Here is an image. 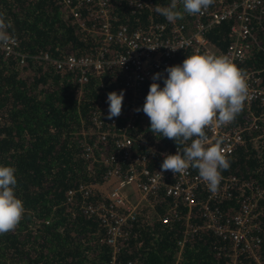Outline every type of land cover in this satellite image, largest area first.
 <instances>
[{"label": "trees", "instance_id": "16d2710c", "mask_svg": "<svg viewBox=\"0 0 264 264\" xmlns=\"http://www.w3.org/2000/svg\"><path fill=\"white\" fill-rule=\"evenodd\" d=\"M170 2L152 0L150 8L133 15L128 13L124 0H116L114 11L128 25H143L149 19L166 20L154 9ZM178 7L182 9V5ZM64 12L57 0H0V14L11 25L7 31L17 40L16 49L25 54L23 64H18V57L0 53V165L15 168V195L25 208L17 227L0 234V264H108L110 259L102 227L79 206L78 193L71 199H66L65 194L81 182L101 181L100 166L96 164L92 173L87 171L79 138L82 131L91 128L93 106L99 100L107 101V96L105 89L98 87L102 75L90 72L80 85L74 71L55 68L54 59L67 53H85L89 45ZM191 16L184 13L177 20L189 22ZM229 24L225 20L203 30L215 53L223 52L230 40ZM252 33L255 44L242 60L241 68L258 69L264 86V8ZM201 53H207L204 46L194 42L179 47L171 60L181 64L187 56ZM152 82L151 78L141 87L142 100L137 107L141 111H136L134 130L159 148H171L175 141L156 137L142 111ZM156 82L163 87L161 78ZM114 87L119 89L110 80L107 88ZM242 117L239 113L233 123L240 125ZM249 134H245L246 142L227 157L230 167L221 174L237 176L238 184L232 197L218 207L222 213L235 209L236 199L248 192L243 193L247 180L263 187L258 208L260 249L264 255V142L257 144L256 152ZM86 139L93 141L92 135ZM104 144L97 141L96 150ZM157 160H151L149 166ZM92 191L91 201L104 198L95 187ZM164 200L153 207L150 218L139 217L128 223L115 258L130 260L132 264H223V241L210 230L198 228L186 235L179 247L186 207L181 202L172 204L169 197ZM170 206L177 214L163 223L159 217ZM195 208L190 210V219L199 223V211Z\"/></svg>", "mask_w": 264, "mask_h": 264}, {"label": "built area", "instance_id": "2783aa9c", "mask_svg": "<svg viewBox=\"0 0 264 264\" xmlns=\"http://www.w3.org/2000/svg\"><path fill=\"white\" fill-rule=\"evenodd\" d=\"M57 1L64 7L65 17L69 18L81 39L89 42V45L85 53H67L54 59L55 68L74 71L80 85L87 80L90 72L102 75L98 87L105 89L106 96L111 91H124L121 115L108 119V102L97 101L92 110L91 128L87 132L82 131L83 135L79 138L87 171L92 173L96 164L100 166L101 181L81 182L65 192L66 199L78 193L79 206L102 227L103 241L110 248L108 264H132L130 260L115 258L128 223L143 218L142 204L155 206L160 201L164 202L166 197L170 198L172 204L181 202L186 207V213L182 216V237L177 241L179 247L186 235L203 228L223 241L220 246L224 256L223 264H264V255L260 249L258 208L263 187L251 180L245 181L243 193L248 192L236 199L235 209L222 213L218 204L232 197L238 184L237 176L221 174L219 190L212 193L196 169L190 167L186 174L178 173L175 176L171 171L162 172L161 164L165 155L175 154L177 145L159 148L143 140L134 130L143 83L158 72L164 83L166 67L177 65L171 60L176 50L196 42L197 45H203L209 54L228 57L248 84V97L240 112L243 116L240 125H235L233 121L226 126L206 128L209 144L220 140V148L228 157L239 145L244 144L245 134L250 133L253 148L258 152L257 144L264 142V125L261 126L264 121V86L259 70L242 69L241 63L255 44L252 29L264 8V0H214L202 14L192 15L189 22L176 20L170 23L167 20L149 19L143 25L139 22L128 25L121 20L117 11H114L116 0ZM124 2L128 13L133 15L144 8H150L152 4V0ZM225 20L230 21V40L223 52L215 53L203 36V30ZM9 36V43L0 46V53L18 57V64H23L25 54L16 49L17 40ZM42 57L47 58V55L43 54ZM110 80L119 89L107 88ZM87 135H92L93 141L87 140ZM258 138L261 140L255 144ZM97 141L106 145L96 150ZM154 159L158 160L149 166V162ZM95 185L102 187L96 189L104 198L93 202L90 197ZM172 206L159 217L163 223L177 214L170 210ZM193 206L199 211V223L190 219Z\"/></svg>", "mask_w": 264, "mask_h": 264}, {"label": "clouds", "instance_id": "9594fccd", "mask_svg": "<svg viewBox=\"0 0 264 264\" xmlns=\"http://www.w3.org/2000/svg\"><path fill=\"white\" fill-rule=\"evenodd\" d=\"M213 3L214 0H171L167 6L157 5L154 11L174 23L184 13L202 14ZM9 27L0 14V46L10 41ZM165 71L163 87L156 82L161 73L153 75L142 107L150 120L149 130L177 145L175 154L165 155L162 172L171 171L175 176L186 174L191 167L215 193L230 161L220 148V140L209 144L205 129L226 126L235 120L248 97V84L228 57L207 53L187 56L181 64L168 66ZM123 98V90L107 94L108 119L121 115ZM15 171L12 166L0 165V234L14 230L25 213L23 201L15 195Z\"/></svg>", "mask_w": 264, "mask_h": 264}, {"label": "rangeland", "instance_id": "374dc122", "mask_svg": "<svg viewBox=\"0 0 264 264\" xmlns=\"http://www.w3.org/2000/svg\"><path fill=\"white\" fill-rule=\"evenodd\" d=\"M261 139H259L258 138V141H255V144H257L259 141H260ZM255 148V147H254ZM98 185V184H97ZM95 188H98V190L99 189H102V187L100 186V187H98V186H96L95 185ZM106 188V186L104 187V189ZM130 191V189L128 188V192ZM147 207V208H146ZM153 205H151V206H147V205H145V203L144 204H142L141 205V211H142V214H141V216L143 217V218H141L142 220L143 219H147V218H150L151 216H152V214H153V211H154V209H153Z\"/></svg>", "mask_w": 264, "mask_h": 264}, {"label": "flooded vegetation", "instance_id": "af4514ba", "mask_svg": "<svg viewBox=\"0 0 264 264\" xmlns=\"http://www.w3.org/2000/svg\"><path fill=\"white\" fill-rule=\"evenodd\" d=\"M251 139V138H250ZM245 142H246V140H245Z\"/></svg>", "mask_w": 264, "mask_h": 264}]
</instances>
